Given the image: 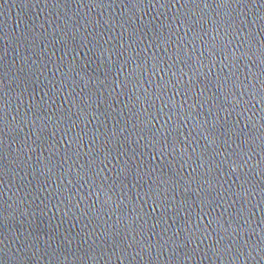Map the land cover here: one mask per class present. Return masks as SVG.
I'll use <instances>...</instances> for the list:
<instances>
[{"label": "water", "instance_id": "obj_1", "mask_svg": "<svg viewBox=\"0 0 264 264\" xmlns=\"http://www.w3.org/2000/svg\"><path fill=\"white\" fill-rule=\"evenodd\" d=\"M0 264H264V0H0Z\"/></svg>", "mask_w": 264, "mask_h": 264}]
</instances>
